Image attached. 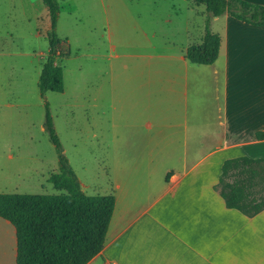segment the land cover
I'll use <instances>...</instances> for the list:
<instances>
[{
  "label": "crops",
  "instance_id": "0c3cea01",
  "mask_svg": "<svg viewBox=\"0 0 264 264\" xmlns=\"http://www.w3.org/2000/svg\"><path fill=\"white\" fill-rule=\"evenodd\" d=\"M128 2V36L108 21L97 123L110 134V150L142 153L112 164L110 191L101 196H114V210L104 247L87 264H264V210L246 217L228 209L215 188L225 160L264 158V140L255 138L264 132V27L213 18L217 59L196 65L185 52L203 36V5ZM8 74L0 107L14 131L25 105ZM16 162L0 164V194H11L22 172ZM16 250L15 228L0 218V264H16Z\"/></svg>",
  "mask_w": 264,
  "mask_h": 264
},
{
  "label": "rangeland",
  "instance_id": "374dc122",
  "mask_svg": "<svg viewBox=\"0 0 264 264\" xmlns=\"http://www.w3.org/2000/svg\"><path fill=\"white\" fill-rule=\"evenodd\" d=\"M57 2L56 35L63 42L59 52L68 54L59 60L64 90L41 96L36 83L48 50L47 10L40 0H0V53H4L0 54V85L9 89L11 73L12 83H18L23 92L25 105L23 127L14 131L9 128V112L0 107V164L13 165L18 161L22 167L12 182L11 194L59 193L48 182L49 175L59 171V164L55 146L44 127L47 103L63 154L84 192L89 196L103 195L111 188L113 162L133 159L142 153L110 150L109 141H104L110 134L99 132L102 125L97 123L95 82L98 64H104L101 58L107 56L108 21L111 26L115 24L114 30L128 36L131 7L128 0Z\"/></svg>",
  "mask_w": 264,
  "mask_h": 264
},
{
  "label": "trees",
  "instance_id": "16d2710c",
  "mask_svg": "<svg viewBox=\"0 0 264 264\" xmlns=\"http://www.w3.org/2000/svg\"><path fill=\"white\" fill-rule=\"evenodd\" d=\"M47 10L50 30L48 52L41 64L37 88L63 92V70L59 52L63 43L56 35L59 18L57 0H40ZM205 7L204 33L199 43L190 45L185 58L192 64L212 65L218 56L220 37L212 33L211 20L227 15L245 24L264 27V6L241 0H189ZM57 60L59 62H57ZM44 127L58 155L59 171L48 182L56 195L0 194V218L16 232V264H87L103 249L114 210L113 195H86L63 154L54 131L47 103ZM264 140V132L255 134ZM225 207L253 217L264 210V158L246 156L227 159L221 166L216 185Z\"/></svg>",
  "mask_w": 264,
  "mask_h": 264
},
{
  "label": "built area",
  "instance_id": "2783aa9c",
  "mask_svg": "<svg viewBox=\"0 0 264 264\" xmlns=\"http://www.w3.org/2000/svg\"><path fill=\"white\" fill-rule=\"evenodd\" d=\"M108 264V263H107Z\"/></svg>",
  "mask_w": 264,
  "mask_h": 264
}]
</instances>
